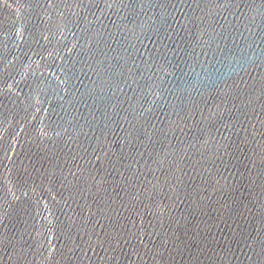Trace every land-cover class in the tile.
<instances>
[{
  "label": "water",
  "instance_id": "obj_1",
  "mask_svg": "<svg viewBox=\"0 0 264 264\" xmlns=\"http://www.w3.org/2000/svg\"><path fill=\"white\" fill-rule=\"evenodd\" d=\"M0 264H264V0H0Z\"/></svg>",
  "mask_w": 264,
  "mask_h": 264
}]
</instances>
